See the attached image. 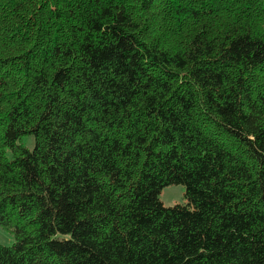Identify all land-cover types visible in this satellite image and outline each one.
I'll use <instances>...</instances> for the list:
<instances>
[{"label":"trees","instance_id":"obj_1","mask_svg":"<svg viewBox=\"0 0 264 264\" xmlns=\"http://www.w3.org/2000/svg\"><path fill=\"white\" fill-rule=\"evenodd\" d=\"M0 226V264H264V0H0Z\"/></svg>","mask_w":264,"mask_h":264},{"label":"rangeland","instance_id":"obj_2","mask_svg":"<svg viewBox=\"0 0 264 264\" xmlns=\"http://www.w3.org/2000/svg\"><path fill=\"white\" fill-rule=\"evenodd\" d=\"M19 143L23 144L28 149L34 148V140L32 136H25ZM161 201L166 207H173L178 204L186 203L185 187L182 185L170 186L163 190ZM15 242V239L11 233L6 231L0 226V245L10 247Z\"/></svg>","mask_w":264,"mask_h":264}]
</instances>
